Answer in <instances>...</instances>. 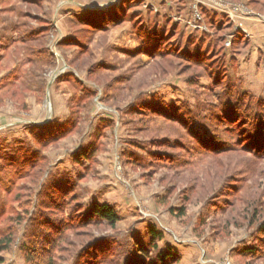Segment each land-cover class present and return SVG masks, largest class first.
<instances>
[{
	"label": "rangeland",
	"instance_id": "rangeland-1",
	"mask_svg": "<svg viewBox=\"0 0 264 264\" xmlns=\"http://www.w3.org/2000/svg\"><path fill=\"white\" fill-rule=\"evenodd\" d=\"M109 1L0 0V237L22 220L0 264H38L22 250L43 237L33 221L72 222L78 208L89 220L95 204L115 210V227L76 229L89 232L82 245L50 246L46 258L88 264L93 258L82 248L95 239L107 240L114 256L125 248L132 255L135 242L149 251L153 228L162 238L151 264L167 251L164 264H264V150L252 151V133L238 131L240 123H217L241 85L229 77L233 94L223 93L205 68L141 51L131 15L164 24L163 0L126 7L117 25L107 16L96 19L101 28L88 26L87 15ZM175 1L190 3L194 32L223 36L219 46L227 49L228 17L229 27L217 32L193 0ZM211 140L219 152L205 151ZM82 151L90 156L75 162ZM65 182L71 186L56 193ZM62 195L64 211H53ZM73 236L66 233L79 241Z\"/></svg>",
	"mask_w": 264,
	"mask_h": 264
},
{
	"label": "trees",
	"instance_id": "trees-1",
	"mask_svg": "<svg viewBox=\"0 0 264 264\" xmlns=\"http://www.w3.org/2000/svg\"><path fill=\"white\" fill-rule=\"evenodd\" d=\"M140 1L141 0H125L119 8H113L104 13H90L87 15V19L85 18L84 22L93 28H101L102 26L96 22V19L100 17L104 19L105 17L110 16V18H113L111 20H118L115 24H113L117 25L125 19L123 17H126L127 14L126 7L135 5L138 6ZM201 14L204 15L207 25L215 28L217 32H221L222 29H227L229 27L227 26L228 20L226 18H221L219 20L215 16L206 15L204 12ZM131 16L137 20L136 24H138V26L135 28V33L139 39L141 51L144 52V54L153 59H163L165 57L174 56L184 61V63H186V67L200 66L205 68L208 74L212 73V88H219L223 93L228 91L229 94L231 92V90H228V86L231 87L230 89L233 87L229 84L227 55L224 47L221 45L219 46L223 40V36L214 38L209 33L205 32L200 34L193 32L185 35L179 31V28L176 25L171 24V21H164V24L157 21V16H153L152 19H148L147 21L141 12L132 13ZM147 22L150 23V25L152 24L151 29L148 28V26L146 28V26L143 25V23L146 25ZM26 36L29 37L30 33H27ZM240 44H242V40L237 39L235 42L233 41L230 52L232 54L236 53V47ZM29 50L30 52H36L38 55L41 54V52L35 50L34 47H29ZM210 57L213 59L208 61ZM235 94L236 95L232 96V105H228L230 108L225 109L224 112H222V116L218 117L219 122L217 123L225 124L227 122V124H234V127H244L238 129V131H248L252 133L251 136L248 135V137L252 138V140L254 138V141L249 143V145L253 147L252 151L254 150L256 152L257 149L264 150V99L255 97L248 92L237 91ZM68 122H70L73 126L71 121L68 120ZM239 123L240 126H238ZM50 127L51 125L47 128L52 129ZM49 131L50 130H48V132ZM65 132L66 130L64 133ZM49 134L50 132L48 135ZM189 135L194 136V140H196L201 146L203 145L198 136L192 134L190 131ZM45 136L46 135H43V138ZM204 147L206 152L216 153L220 151L219 145L216 142L214 143V140L209 141L207 145H204ZM34 154L35 153L31 155L32 158ZM89 156L90 155H88L85 151H82V153L79 152V154L75 156L74 161L80 163L81 159L86 160ZM70 186L69 182H65L56 193L60 194L59 192H64L66 187ZM61 198L62 201H60V204L51 203V205H53V211L60 213L64 211V195H62ZM51 200L52 199L49 198V201ZM183 211V209L179 210V217L184 215ZM76 212L78 213L75 218L76 222H74L75 220L67 222L68 220L65 218H62L57 225L49 221L47 222V220L38 219L33 221L34 224L37 225L36 227H38V230L44 231V233L42 234L43 237L32 239L26 246H23L22 250L27 252L26 259L31 262L34 259L36 261L37 259H40L41 262L38 264H56L54 257L49 256L46 258V254L48 253L45 250L48 247L56 246L58 244H67L68 246L74 247V245L78 242L79 245H82L83 241L80 239L88 237L87 234L89 232L76 233V229L86 230L87 227L97 225L101 222L106 223L110 228H114L116 223L119 221L115 210L108 205H93L90 211L91 217L89 220L80 216L79 208ZM13 223L15 226L13 225L9 229L7 235L0 237V253L10 249L15 240V228L17 225H21L22 220L21 218H17V220H13ZM69 232L73 233V237L77 238L79 241L75 243L71 242V240L66 237V233ZM258 233L264 236V223L260 226ZM147 235L149 237V251L143 249L137 242H135L133 245L134 253L132 255H130L125 248L123 252L120 251L118 252L119 254L114 256L115 251L111 250L112 248L107 240L95 239L84 245L82 248V255L87 253L89 259L93 258L91 260H86L88 261V264H112L114 260L112 259L113 257L117 259L119 258L121 261L119 263L121 264H151L152 258L150 251L154 252L156 250L157 246L155 245V241L161 240L162 236L156 233L153 228L149 229ZM260 244L264 245V240L261 239ZM248 254L252 255L253 253L249 252ZM155 255V264H164L172 254L167 251V254ZM142 258L144 261H141ZM114 263L117 264L118 262Z\"/></svg>",
	"mask_w": 264,
	"mask_h": 264
},
{
	"label": "crops",
	"instance_id": "crops-1",
	"mask_svg": "<svg viewBox=\"0 0 264 264\" xmlns=\"http://www.w3.org/2000/svg\"><path fill=\"white\" fill-rule=\"evenodd\" d=\"M124 1L112 0L98 5L96 12L104 13L113 8H119ZM213 2L221 6L239 4L250 12V15L239 20L237 25L228 23L233 28L229 32V36H235L232 42L238 39L242 40V44L237 45L234 54L230 52V49L225 50L228 61L227 68L231 81L240 84L242 92H248L264 99V0H208V2L205 1V4H198L201 6V13L215 16L220 20L227 16L215 11ZM162 3L165 7L158 11L161 14L159 18H162V15L165 16V20H171V24L176 25L179 31L185 35L196 30L191 24L189 25L192 22V9L189 2L181 4L175 0H163ZM177 15L179 16L178 20ZM201 16L205 20L204 15L201 14ZM245 33L248 35L247 37H245Z\"/></svg>",
	"mask_w": 264,
	"mask_h": 264
},
{
	"label": "built area",
	"instance_id": "built-area-1",
	"mask_svg": "<svg viewBox=\"0 0 264 264\" xmlns=\"http://www.w3.org/2000/svg\"><path fill=\"white\" fill-rule=\"evenodd\" d=\"M193 1L195 3L194 6H193V8L195 10H196L198 4H205V1L208 2V0H193ZM213 8L215 9V11H219L221 14H224L225 16H227L228 19L234 25H237L239 20H243V19L247 18L250 15V12L246 8H244L243 6H241L239 4H230V5H227V6H221L220 4L213 2ZM244 35H245V37L248 36L246 33ZM233 38H235V36H231L230 40L227 42V44H226L227 49L230 48V46L232 44L231 40ZM66 71H67V67H64V68L58 70L54 74L56 76L55 77H51L50 83H53L56 80L57 77H59L60 75H62ZM99 107H101V106H99ZM101 109L103 110V107H101Z\"/></svg>",
	"mask_w": 264,
	"mask_h": 264
},
{
	"label": "bare ground",
	"instance_id": "bare-ground-1",
	"mask_svg": "<svg viewBox=\"0 0 264 264\" xmlns=\"http://www.w3.org/2000/svg\"><path fill=\"white\" fill-rule=\"evenodd\" d=\"M55 76H56V75H55ZM55 76H54V77H55Z\"/></svg>",
	"mask_w": 264,
	"mask_h": 264
}]
</instances>
